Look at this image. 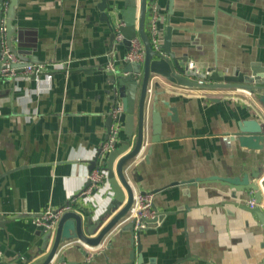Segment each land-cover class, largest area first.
<instances>
[{"label":"crops","instance_id":"0c3cea01","mask_svg":"<svg viewBox=\"0 0 264 264\" xmlns=\"http://www.w3.org/2000/svg\"><path fill=\"white\" fill-rule=\"evenodd\" d=\"M123 1L108 0L118 7ZM154 1L160 44L169 26L171 51L188 65L264 74V0H172L170 9L169 0ZM99 3L0 0V33L18 58L16 65L42 63L51 75L0 77V264L42 260L54 229L44 233L33 219L46 209L69 206L84 230L91 216L97 223L93 236L123 204L99 220L113 197L106 178L78 197L115 105L106 65L118 74L127 64L128 47L114 40L111 45V27ZM61 63L67 69L58 68ZM151 109L160 122L156 143L150 142ZM248 118L264 124V111L249 93L181 89L153 78L145 138L132 165L140 179L131 184L135 194H155L158 220L139 233L134 247L120 223L97 247L76 240L61 244L50 264H259L264 230L247 209L253 193L210 180L240 178L264 165V152L230 139L237 122ZM121 121L118 141L124 139L123 114ZM192 179L194 184L180 185ZM175 182L180 184L171 185Z\"/></svg>","mask_w":264,"mask_h":264},{"label":"water","instance_id":"95a60500","mask_svg":"<svg viewBox=\"0 0 264 264\" xmlns=\"http://www.w3.org/2000/svg\"><path fill=\"white\" fill-rule=\"evenodd\" d=\"M171 4L172 0H169V9ZM146 5L147 0H124L121 7L115 3H109L108 0H100L98 6L102 19L107 21L111 27V45H113L114 40L112 26L116 19L123 23L121 28L122 43L129 47L130 41L133 38H138L144 48L142 62L126 64L121 72L110 75L115 104H120L123 111L124 139L115 143L114 147L106 153H102L99 149L97 156L90 161L89 165L90 171L99 167L106 172V181L113 192L108 211L102 214L99 220H103L118 203L123 202V204L93 236L91 233L95 231L97 223L92 221L91 216L87 218L86 230H84L81 216L77 212H63L55 225L50 249L37 264H50L61 244L70 241L76 240L87 246L97 247L110 231L120 223H124L120 227L121 231L130 232L132 247H134L135 239L140 231L134 232V222L127 220V216L132 208L135 195L131 179L133 183H138L140 178L138 174L134 173L135 168L132 165L142 149L145 138L148 87L153 78L181 89L244 91L251 94L253 100L264 111V74L253 72L248 75L239 70L221 72L216 68L198 71L188 65L186 60L177 57L171 51V28L169 26L165 30L160 48L158 50L153 49L145 29ZM155 101L156 98H153V103ZM135 109L136 133L133 134ZM170 112L174 114L175 110L170 108ZM150 113L152 134L150 142L156 143L160 140L158 136L160 122L154 109H151ZM111 123L112 119L109 116L107 118V131L110 129ZM230 139L237 140L242 148L264 152V124L252 118L240 120L237 122L236 130L231 134ZM261 177L263 180L260 183ZM214 179H219L222 183L232 186L236 192L251 191L253 193L256 206L247 209L256 217L264 230V165L250 175L244 174L240 178H210V180ZM194 183L195 180L192 179L181 184L175 182L171 185ZM157 220L158 217L155 216L148 220V224L155 223ZM87 233L90 234L87 235ZM62 261L63 259L59 258V262ZM67 264L76 263L68 262ZM259 264H264V258Z\"/></svg>","mask_w":264,"mask_h":264},{"label":"built area","instance_id":"2783aa9c","mask_svg":"<svg viewBox=\"0 0 264 264\" xmlns=\"http://www.w3.org/2000/svg\"><path fill=\"white\" fill-rule=\"evenodd\" d=\"M149 19L146 33L149 37L150 44L153 49L158 50L161 46L159 40V30L157 28L158 22V8L157 4L154 0L150 2L149 6ZM123 23L121 21H116L112 26V32L114 33V41L122 42L123 35L121 33V28ZM2 33H0L1 39V51H0V77L12 78L17 80L19 78H29L31 75L37 76L38 74L45 73L47 79L51 77L49 72H47V68L45 64L42 63H26L22 66L16 65L19 61L18 58L8 49L5 42H3ZM144 59V48L141 41L138 38H133L130 41L127 52L124 56V62L127 64L142 62ZM58 68L67 69L64 63L59 64ZM106 71L110 74H113L116 70L113 65L107 64ZM123 111L120 104H115L109 116L112 119V123L110 125V129L106 133V140L104 144L101 146L100 150L102 153H106L111 150L115 143L118 141V135L120 130L122 129V117ZM106 177V172L101 170L99 167L93 169L88 178V185L78 197L86 196L92 193L95 189L98 188L99 184ZM263 177L260 179V183L262 182ZM154 199L155 194L153 192H139L134 195V202L132 208L127 216V220L133 221V230L134 232H141L146 229L148 226V220L154 218L157 214L156 209L154 208ZM76 201V198L71 200L72 203ZM262 204V203H260ZM247 206L249 208H253L256 206L254 200L248 202ZM69 209V206L60 208L57 210L46 209L40 215L36 216L33 219V222L40 226L44 231L50 232L55 229V225L60 218L61 214ZM93 257V253L87 252L86 258L90 260Z\"/></svg>","mask_w":264,"mask_h":264}]
</instances>
